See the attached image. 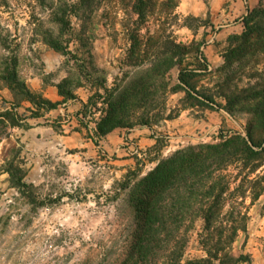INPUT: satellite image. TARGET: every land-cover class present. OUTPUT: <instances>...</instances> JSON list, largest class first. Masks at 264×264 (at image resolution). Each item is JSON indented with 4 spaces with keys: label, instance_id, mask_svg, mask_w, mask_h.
I'll return each mask as SVG.
<instances>
[{
    "label": "rangeland",
    "instance_id": "rangeland-1",
    "mask_svg": "<svg viewBox=\"0 0 264 264\" xmlns=\"http://www.w3.org/2000/svg\"><path fill=\"white\" fill-rule=\"evenodd\" d=\"M73 2L76 0H0V70L3 62L15 60V70L21 79V72L30 66H39L36 60L44 49L49 48L47 42L53 38L65 43L70 41L68 50L71 53H58L63 56L59 71L72 83L76 82V71L71 68L72 59L67 65L66 61L70 57L79 59L78 64L84 63L87 68L94 66L93 77L99 80L105 78L108 88L112 86L114 77L120 78L123 72L132 73L134 70L123 64L128 36L121 26L125 17L119 0H95L91 13H85L91 17L89 21L80 23L71 18L68 23V10ZM259 5L264 7V0H258L254 8ZM178 12L176 8L178 19L175 20L160 13L157 7L150 18L154 24L150 30L158 28L185 44L194 41L201 43V47L205 45L215 31L210 17L199 18L201 22L198 23L186 20L187 16ZM185 20L193 27L192 31L182 27ZM76 33L88 41L87 47L80 45L74 38ZM232 44L226 42L222 59ZM88 53L90 56H87ZM189 58L186 63L196 65L192 55ZM223 64L224 60L210 72L194 80L189 79L198 92L216 96L215 102L221 104L220 107L190 108L191 100L179 105L190 109L189 114L193 118H211L215 126L208 132L197 129L179 134L172 128L158 129L163 121L156 122L149 128L156 136L155 147L147 149L144 155L143 151L135 148L133 155L121 153L120 156L129 159L127 162L97 148L98 138L89 131L85 132V138L92 146L81 150L85 155L78 156L77 149L73 148L56 153L47 152L48 147L42 142L31 141L33 145L25 146L14 137L10 126L3 124L0 127V264H119L124 258L122 253L128 239L126 228L131 220L127 217L125 198L114 196V184L122 175L128 169L139 168L143 176L156 165V162L150 164L148 160L165 158L187 146L217 143L222 136L235 132L244 136L250 114L243 111L228 114L222 109L224 100L218 94L222 85L228 91L238 92L262 84L264 51H251L241 60L233 62L230 68L222 69ZM177 76V69H172L168 75L171 86L179 83ZM81 81L91 94L86 80ZM70 87L75 89L72 85ZM100 94H103L102 91ZM183 96L182 92L170 95L167 107H174ZM155 98L154 112H161L164 105L161 90ZM101 106V100L96 99L94 107L99 109ZM12 113L17 121L20 117ZM94 113H97L94 108L85 111L88 121ZM256 137L260 139L262 135L258 133ZM261 164L255 174L264 175L263 160ZM247 172V169L241 168L239 161H235L221 174H227L230 178L232 190L239 183L240 178H236ZM11 175L23 177L26 187L15 188L10 181ZM247 186L244 184L243 187L246 189L244 204L240 202L241 199L235 198L236 194L230 196L229 192L222 202L224 213L234 205L237 211L246 215V229L237 233L229 251L233 258L242 256L247 260L239 264H264V190L252 203L249 191L253 189ZM234 200L240 204L235 205ZM229 220L226 217L224 221L229 223ZM181 226L186 231L187 242L178 264H187L194 258L204 257L198 243L201 218L188 213L182 219ZM180 239L181 230L179 233L177 230L172 238L174 247L172 244L170 247L180 248L175 245V241ZM166 250L157 251L152 264H172L168 261Z\"/></svg>",
    "mask_w": 264,
    "mask_h": 264
},
{
    "label": "trees",
    "instance_id": "trees-1",
    "mask_svg": "<svg viewBox=\"0 0 264 264\" xmlns=\"http://www.w3.org/2000/svg\"><path fill=\"white\" fill-rule=\"evenodd\" d=\"M94 2L95 0H76L71 3L68 23L71 18L80 23L89 21L91 17H87L85 13L87 11L91 13L90 9ZM119 2L125 17L121 26L128 36V48L123 64L130 66L134 71L123 72L120 78L114 77L112 86L108 88L105 85V78L99 80L93 77L94 66L87 68L84 63L78 64L79 59L70 57L66 62L69 65L71 59L73 60L71 68L76 71V82L72 83L65 77L57 86L59 95L64 99H75L70 86L86 89L81 79L86 80L85 84L90 88L91 94L87 104L83 105V112L88 108L100 111L94 136L100 139L116 128H132L135 125L150 128L156 122L173 119L186 109L179 106L185 100H191L190 108L220 107L221 104L215 102L216 96L198 92L189 82V79L194 80L203 73L210 72L207 59L200 49L202 44L194 41L185 44L158 28L150 30L154 25L150 18L157 7L160 13L178 19L175 9L179 5V0H119ZM185 19L201 22L199 18L192 16ZM186 20L182 27L192 31L193 27L186 23ZM242 23V33L228 39V42L233 44L223 56L222 69L230 68L233 62L241 60L251 51H264V7L259 5L251 10L246 9ZM74 38L80 45L87 47L88 41L83 39L81 34L76 33ZM69 42L50 38L47 45L62 55H69L71 53L68 50ZM190 55L196 65L186 63ZM15 66V60H11L10 63L3 62V68L0 70L2 81L0 87L9 89L15 101L27 99L37 107L46 109L55 107L56 104L28 90L24 81L18 77ZM174 68L178 71L179 83L171 86L168 75ZM225 87L222 85L218 94L224 100L222 109L228 114L242 111L250 114L244 136L235 132L222 136L217 143L197 144L178 149L165 158L153 159L156 165L145 175H140L139 168L128 169L114 184L116 186L114 196L125 198L127 217L131 219L126 228L128 239L122 253L124 258L119 264H152L157 251L162 249H168L166 250L168 261L178 264L187 242L186 231L183 230L181 222L188 213H194L202 220L198 243L205 256L194 258L187 264H239L247 261L242 256L233 258L229 251L237 233L246 229V215L237 211L234 205L224 213L222 202L229 192L230 196L236 194L235 198L241 199L240 202L244 204L246 199L244 184L253 189L249 191L252 203L264 190L262 186L264 175L255 174L263 165L261 161H264V82L238 92L228 91ZM159 90L164 97L163 112H154L155 97ZM100 91L103 94H100ZM177 92H182L183 98L174 107H167L168 97ZM96 99L102 102L99 109L94 107ZM12 112H0V127L3 124L10 127L23 126L19 124L22 118L16 121ZM258 133L262 135L260 139L256 137ZM235 161H239L241 168L247 169L248 172L244 176L239 175L236 178H240L238 185L230 190V178L227 174L221 173ZM253 174L254 177L251 178ZM10 181L17 189L26 187L23 177L11 175ZM234 204L240 203L234 200ZM226 217L230 219L229 223H225ZM179 229L181 239L175 241V245L180 248H172L170 246L172 244L174 247L173 235L177 230L179 233Z\"/></svg>",
    "mask_w": 264,
    "mask_h": 264
},
{
    "label": "crops",
    "instance_id": "crops-1",
    "mask_svg": "<svg viewBox=\"0 0 264 264\" xmlns=\"http://www.w3.org/2000/svg\"><path fill=\"white\" fill-rule=\"evenodd\" d=\"M257 2L258 0H179L178 13L195 18H204L208 15L210 23L214 25L213 35L201 47L210 70L223 63L224 45L229 37L242 33V18L246 9L254 8ZM62 61L61 54L46 48L36 60L39 62L38 67L30 66L26 71L21 72V79L28 90L56 104L55 107L50 109L37 107L27 99L15 101L9 89L0 87V111H13L22 118L19 124L23 126L10 127V130L25 146L33 145L31 141L42 142L48 147L47 152L56 153L73 148L77 149L78 156L85 155L81 150L92 146V143L85 138V132L89 131L93 134L100 111L94 113L90 121L87 117H83L85 113L83 105L87 104L90 96L83 87L73 90L75 99H64L59 95L57 86L66 77L59 71ZM189 111L190 109H184L177 117L164 120L158 129L172 128L177 133L184 134L197 129L208 132L215 126L211 118L208 117L206 120L193 118ZM156 142V136L149 127L134 126L112 130L98 138L96 147L102 149V152L121 157L122 162H127L129 159L120 156L121 153L133 155L135 148L140 152L143 151L144 155L147 149L155 147ZM148 162L153 164L155 161L152 159Z\"/></svg>",
    "mask_w": 264,
    "mask_h": 264
}]
</instances>
